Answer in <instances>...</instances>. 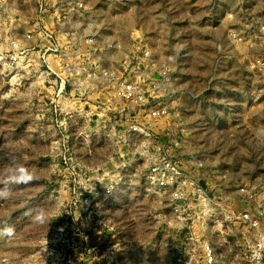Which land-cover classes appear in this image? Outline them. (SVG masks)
Returning a JSON list of instances; mask_svg holds the SVG:
<instances>
[{
	"label": "rangeland",
	"instance_id": "374dc122",
	"mask_svg": "<svg viewBox=\"0 0 264 264\" xmlns=\"http://www.w3.org/2000/svg\"><path fill=\"white\" fill-rule=\"evenodd\" d=\"M263 36L264 0H0V264H264ZM97 58L136 112L84 111Z\"/></svg>",
	"mask_w": 264,
	"mask_h": 264
},
{
	"label": "built area",
	"instance_id": "2783aa9c",
	"mask_svg": "<svg viewBox=\"0 0 264 264\" xmlns=\"http://www.w3.org/2000/svg\"><path fill=\"white\" fill-rule=\"evenodd\" d=\"M59 69L61 70L58 76L60 79L59 92L62 93L66 90V84H70V80L67 76L68 73H66L69 69L65 66H62ZM72 74L73 76H81L83 78L80 80L74 78L73 80H75L74 84L79 85L83 90V93H81L80 96V101L81 104L85 105L84 111L87 112V107L91 110L92 105H95L96 108L100 110L96 114L99 118H107V115L112 113V110L119 112L121 115L127 110L128 112L125 113V116L127 114L129 115L136 112V109L133 108L134 106L138 105L140 107V105H143L146 101L143 97L141 85L138 82L132 80L127 81V79L122 80V78L118 79L116 83H113L112 81L110 82L108 77V75H111L110 69L107 65L104 66L98 58L93 61L91 70L88 71V73L83 67H73ZM84 74L87 77L84 76ZM107 79L109 81H107ZM155 86L156 85H154V87ZM94 89H98V92H102L103 94H108V98L105 97V101L100 98H91L89 94ZM119 104L122 106L118 107L117 105ZM162 112L163 111L160 109H150V113L154 118L159 117ZM129 129L133 132L137 131L136 126L132 128L130 127ZM177 170V168L168 164L153 165L149 169V174L147 175L146 180L154 186V189L160 190L161 193L164 194L168 193L171 198H186L189 195V192L184 187L186 183L185 181H187V176H185L186 179L184 180H178L179 174ZM188 171L187 175H190L191 170Z\"/></svg>",
	"mask_w": 264,
	"mask_h": 264
},
{
	"label": "clouds",
	"instance_id": "9594fccd",
	"mask_svg": "<svg viewBox=\"0 0 264 264\" xmlns=\"http://www.w3.org/2000/svg\"><path fill=\"white\" fill-rule=\"evenodd\" d=\"M9 179L6 181L8 184H27L36 179L35 174L28 168L18 165L6 170ZM11 195V190L8 187L0 188V199L8 198ZM36 222H44L45 217L43 213H38L33 217ZM6 234L11 235L12 229H5Z\"/></svg>",
	"mask_w": 264,
	"mask_h": 264
}]
</instances>
